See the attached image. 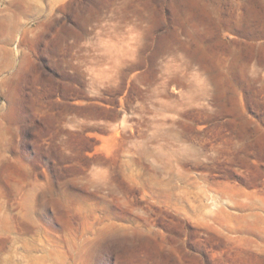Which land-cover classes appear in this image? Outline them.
I'll list each match as a JSON object with an SVG mask.
<instances>
[{
    "label": "rangeland",
    "instance_id": "rangeland-1",
    "mask_svg": "<svg viewBox=\"0 0 264 264\" xmlns=\"http://www.w3.org/2000/svg\"><path fill=\"white\" fill-rule=\"evenodd\" d=\"M0 264H264V0H0Z\"/></svg>",
    "mask_w": 264,
    "mask_h": 264
}]
</instances>
